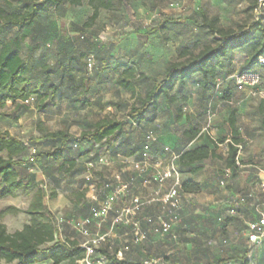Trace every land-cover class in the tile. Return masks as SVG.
I'll use <instances>...</instances> for the list:
<instances>
[{
	"label": "rangeland",
	"instance_id": "obj_1",
	"mask_svg": "<svg viewBox=\"0 0 264 264\" xmlns=\"http://www.w3.org/2000/svg\"><path fill=\"white\" fill-rule=\"evenodd\" d=\"M20 1L11 0L8 5L0 0V23L6 15L23 12ZM111 1L112 8L100 9L93 23H89L93 10L87 0H82L79 6L64 4L52 10L48 16L37 19L32 27L25 29L28 38L23 46L24 55L30 50L34 51L37 70L44 71L46 84L57 86L58 92L50 95L45 102L33 96L28 102L17 105L7 102L5 107L0 108V132L13 134L28 146L23 160L25 164L18 166V171L24 180L33 181L32 186L43 189L48 208L61 211L58 215L59 225H62L61 220L73 219L67 217L69 210L72 214L75 209L68 205V201L80 204L89 194L84 187L86 178H111L124 160H131L125 155L142 141L146 128L150 127L156 136L157 131H164L169 112L174 108L162 101L160 108L163 116L158 124L148 123L141 128L129 124L124 133L104 144L102 151L92 144H85L81 148L70 144L66 158L75 161L76 165L69 172L65 160L29 161L36 152H50L58 146V142L43 138L48 132L65 129L79 136L100 120L127 119L134 100L130 93L117 85L119 73L110 70L103 72V60L135 63L147 77L155 79L164 72L168 63L178 59L182 47H188L192 53L198 54L212 43L207 29L199 27L204 16L209 20L217 18L220 27L235 32L251 25L259 17L264 24V1L260 0ZM164 19L174 24L159 30L158 24ZM16 31L17 28L12 27L10 34ZM248 54L246 50H234L230 56L232 65L219 77L213 95H206V99L200 103L197 99L192 108L202 110L207 106L206 117L209 115L212 118L222 112L219 101L227 92L235 97L249 98L252 102L248 105L250 108L264 99V78L259 86L247 85L242 90L237 88L236 80L245 70ZM260 75L264 77V71H260ZM32 80L34 83L38 81ZM146 87L145 84L139 87L141 96ZM186 92L198 98L201 96L197 86H190ZM170 123L174 126L171 118ZM261 138L259 142L263 143ZM100 154L107 156L106 165L96 164ZM91 161L94 164L92 169L88 166ZM53 193L56 194L54 199L51 198ZM13 198L10 201L19 205L17 209L25 211L32 193L14 195ZM10 201H0V218L8 231L12 232L21 228L29 218L23 212L16 215L6 212ZM160 203L156 201L154 204ZM121 207L119 201L114 211ZM227 224L228 218L220 224L223 229L219 231H173L168 236H154L146 231L144 243L148 240L153 245L139 244V247L144 253H149L151 260L161 264H209L245 249L234 243L238 236L230 240V235L238 233V230L229 232ZM116 230L114 227L112 234L104 233L108 235L106 241L114 243L111 249L116 247ZM124 232L126 239L137 242L131 231L125 229L121 235ZM132 250L129 247L127 253Z\"/></svg>",
	"mask_w": 264,
	"mask_h": 264
},
{
	"label": "trees",
	"instance_id": "obj_2",
	"mask_svg": "<svg viewBox=\"0 0 264 264\" xmlns=\"http://www.w3.org/2000/svg\"><path fill=\"white\" fill-rule=\"evenodd\" d=\"M2 1L8 5L11 2V0ZM87 1L93 10L89 23H93L97 19L100 9L110 10L112 8L111 0ZM20 2L23 6V12L6 15L0 23V108L5 107L7 102L16 105L24 103L33 96H37L45 102L50 95H55L58 92L57 86L46 84L47 79L43 73L44 71L37 70L34 51L30 50L24 55L23 46L28 38L25 29L32 27L37 19L48 16L52 10L64 4L79 6L82 0H21ZM255 8H257V5ZM261 20L259 17L251 25L241 27L238 32H235L232 29L220 27L217 18L209 20L204 16L203 23L199 27L207 29L212 43L205 46L198 54L192 53L188 47H182L178 59L168 63L164 72L155 79L147 77L135 63L121 61L110 63L107 59L103 60L101 65L103 72L110 70L113 73H119L117 85L130 93L134 100L127 113V119L100 120L90 130L82 132L79 136L72 135L65 129L58 132H48L43 138L58 142V146L50 152H36L29 159L54 162L65 160L69 172L76 165L75 161L66 158L70 144L77 148H81L85 144H92L95 147L98 145L102 150L104 144L110 143L111 140L124 133L129 124L141 128L148 123H153L156 119V111L160 101L165 99L169 104H174L177 102V97L173 93L188 89L190 86H197L201 97L205 100L206 95H213L219 77L227 72L232 65L230 56L234 50H246L249 53L244 64L245 70L241 72L239 77L243 74L257 75L260 82L256 86H259L263 80L262 78H264L260 75V71H264V24ZM172 24H174L173 21L164 19L158 24V28L164 30ZM12 27H16L17 31L10 34ZM32 78L38 81L34 83ZM236 83L238 88V79ZM141 84L147 86L143 96L139 94ZM226 94L224 96L226 98L231 96V93L227 92ZM176 110V121L180 122L183 111L180 107H177ZM254 115L258 118L260 129L264 131V99L257 103ZM236 122V114L232 113L229 117V125L233 139L229 144V153L226 160V167L231 171V177L238 168L237 157L241 146V140L234 128ZM150 131H153L150 127L145 129L142 141L127 152L126 157H134L142 162L145 137ZM199 134V127L191 126L184 131V136L189 140L200 138ZM210 142L215 144L211 140ZM224 142L225 139L218 141L219 144ZM159 145L157 139L151 148L150 157L156 154ZM27 152L28 146L19 137L8 132H0V199L13 197L20 191L27 194L32 193V198L25 211H20L16 207H8L5 210L14 215L23 212L28 216L29 220L21 230L9 232L0 218V260L4 261L5 264H39L47 262L51 264H82L88 258L87 250L82 247L83 244L76 239H63L60 237L58 223L45 205L43 189L32 186V180H24L17 169L18 166L25 164L23 160ZM101 155L98 157L96 164H98ZM177 155H179V158L176 163L181 161L184 165H190L213 157L215 153L211 151L210 147L203 146ZM90 164L94 165L92 161L88 163L89 167ZM130 178L126 183L130 181ZM92 180V182H97V180ZM89 184L86 178L85 185L88 190ZM201 188L202 186L194 181L181 182L179 195L181 193L196 194L201 191ZM98 193L102 199L106 194L101 185L98 186ZM55 197L56 194L53 193L51 198ZM238 210L239 208L237 213ZM91 216L92 213L87 218ZM61 222V224L73 227V223L77 221L63 220ZM261 243H264V240ZM253 246L255 245L249 243V246L243 251L236 252L227 258L217 259L209 264H251L250 254ZM119 254L122 255L117 248L110 250L109 245L103 242L98 248H95V255L92 258H95L93 261H96V264H161L154 262L151 258L144 261H133L124 255L120 258ZM102 258H104L103 261L100 260ZM170 264L178 263L172 262Z\"/></svg>",
	"mask_w": 264,
	"mask_h": 264
},
{
	"label": "crops",
	"instance_id": "obj_3",
	"mask_svg": "<svg viewBox=\"0 0 264 264\" xmlns=\"http://www.w3.org/2000/svg\"><path fill=\"white\" fill-rule=\"evenodd\" d=\"M187 90L183 89L173 93L177 97V102L174 104H169L165 99L160 101L153 124H158L160 118L163 116L160 108L162 101L174 108L169 112L170 116L168 115L167 117V124L165 123L166 127L164 131H157L156 133L160 145L157 147L156 154L150 158L149 163L146 165L145 172L143 174L140 172L139 166L141 162L134 157L131 160H124L122 162L124 166L122 165L115 172H120L123 175L125 183L133 175L137 176L136 181L132 185H128L124 194L121 196L119 201L122 207L119 208L120 210L130 207L134 198H141L147 202L142 210L132 219L131 225H120L116 227L117 230L114 234V237L117 238L115 248L122 254L124 252V256L133 261H144L145 259L151 258L149 253L141 251L139 244L153 245V243H150L148 240L145 243V240H136L137 242L133 240L129 241L124 237L127 234L124 232L121 235V232L125 229L131 231L136 239L137 236L134 227L138 225L143 232L148 231L150 235L164 236L158 221L160 218L167 217L172 212L170 206L164 204L162 200L169 192L173 181H167L163 185L156 183L145 185L142 180L152 178L156 173L167 169L173 153L182 154L186 151L208 146L211 151H214L215 156L203 161L194 162L190 165H184L181 161L176 163V167L180 171V182L194 181L199 183L202 188L196 194L181 193L179 195L177 199L178 208L175 211V214L178 215V221L173 225L171 232L207 231L208 229L219 231L223 229V227H220V224L224 223L225 219L228 218V231L233 233L235 230H238V233L230 235V240L238 236L234 243L239 247L244 246L246 248L249 246L247 227L251 222L258 221L259 217L257 212L259 209H263L264 194L261 192L259 185L264 182V142L260 143L259 139L262 137L261 140H264V131L260 129L258 118L254 115L257 103L250 108L248 105L252 104V102L249 98L235 97L231 93V96L227 98L224 96L220 98L219 104L221 105L222 112L210 118L209 115L206 117L207 106L202 107V110L196 107L192 108L197 99L200 103L203 98L201 96L198 98L191 93H187ZM177 107H180L183 111L180 122L176 121ZM232 113L236 114L237 122L234 128L238 138L241 140L237 157L238 168L227 181L226 185L222 186L221 182L225 181L224 172L227 170L226 160L229 153V144L233 139L229 125V117ZM170 118L174 126L171 125ZM191 126L195 128L199 127L200 138L197 137L194 140H189L184 136V131ZM221 139H225V142L219 144L218 141ZM210 140L215 142V144L211 143ZM22 193L24 192L20 191L15 196H19ZM243 193L252 194V198L239 207L238 213L235 216H228L227 210L231 201ZM83 199L80 204L78 202L71 203V201H68V205L75 208L72 214L71 210H69L70 213L67 215V217L73 218L70 221H81L87 218L93 211L98 209L103 200L98 192L92 193L90 191ZM1 200L10 201L14 200V198L8 197ZM156 201L161 202L160 205L154 204ZM11 206L19 208V205L13 201L8 203V207ZM48 210L58 223V231L61 238L76 239L81 244H84L86 238L81 236L74 227L64 224L59 225L58 215L61 214V211H54L50 208ZM114 217L115 213H111L100 223H93L89 227L91 235L93 237L100 236L106 232L112 234ZM146 219H154V223L149 225L146 223ZM23 226L16 230H21ZM110 241L107 240L104 244H108L109 249L112 250L111 247L114 243ZM129 247L133 250L127 253ZM94 259L92 258V260ZM250 260L251 264H264V243L253 246ZM0 264H5V262L0 260Z\"/></svg>",
	"mask_w": 264,
	"mask_h": 264
},
{
	"label": "built area",
	"instance_id": "obj_4",
	"mask_svg": "<svg viewBox=\"0 0 264 264\" xmlns=\"http://www.w3.org/2000/svg\"><path fill=\"white\" fill-rule=\"evenodd\" d=\"M263 0H261L262 2ZM259 77L257 75L251 74H243L238 79V88L240 90L244 89L245 86H256L259 84ZM28 102V101H27ZM157 138L153 131L147 133L145 137V143L143 147V160L141 165L139 166L140 172L143 174L145 172V167L150 161V151L153 145L156 143ZM99 148L98 145H96ZM102 151V150H100ZM179 155L172 154L171 162L169 167L164 171L156 173L152 178L143 179V184L149 185L151 183H156L159 185L165 184L167 181H173L171 188L167 195L163 198L162 202L166 205H169L172 212L167 216L159 219V225L161 231L164 235L170 234L173 228V225L178 221V215L175 214L178 205L177 199L179 197V187H180V173L178 168L176 167V161L178 160ZM31 162L34 160L29 159ZM108 163L107 156L105 154L101 155L98 160V164L106 165ZM94 165L90 164V167ZM231 177V171L229 169L224 172L225 181L221 182V185H226L227 181ZM137 176H133L130 178L128 183L123 181V177L121 173H115L109 179L105 180H97V182H92L91 177H87V181L89 184V191L92 193L98 192V186L101 185L102 190L105 191V195L103 200L98 207L97 210L92 212V216L81 221H77L73 223V227L86 238V241L82 245L83 248L87 250L88 258L82 262V264H95L92 260V257L95 255V248H98L103 242L106 241L107 235L100 236H92L89 231L90 225L95 222L100 223L104 219H106L111 213H115V217L113 219L112 225L113 227H118L120 225H131L132 219L142 210V208L147 204L146 201L141 198H134L132 200V204L130 207L114 211V207L117 202L120 200L121 196L124 194L125 189L128 185L134 183ZM261 192L264 194V182L259 185ZM250 198H252V194H240L234 200L231 201L230 206L227 210L228 216H235L237 213V209L245 204ZM258 221L251 222L248 225V242L251 245L260 244L264 240V205L263 209L257 212ZM146 223L151 225L154 223V219H146ZM136 233V240H145L146 233L143 232L140 227L137 225L134 227ZM121 258L122 255L119 254ZM101 261L104 258L100 259Z\"/></svg>",
	"mask_w": 264,
	"mask_h": 264
}]
</instances>
